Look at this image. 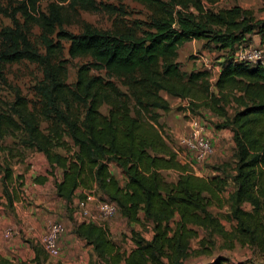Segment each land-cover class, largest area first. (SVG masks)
<instances>
[{
  "label": "trees",
  "instance_id": "trees-1",
  "mask_svg": "<svg viewBox=\"0 0 264 264\" xmlns=\"http://www.w3.org/2000/svg\"><path fill=\"white\" fill-rule=\"evenodd\" d=\"M48 1L46 14L40 4ZM137 1L151 12L147 30L137 23L114 30L85 24L79 34L64 29L69 23L65 9L98 11L102 4L96 0H9L11 12L0 9L13 23L0 31V80L6 83L7 65L23 60L40 66L44 76L36 87L38 105L15 90L14 101L0 112V140L21 134L23 147L45 157L49 174L56 177V195L73 215L76 200L96 193L99 200L116 203L128 222L146 220L152 226L150 240L134 233V246L123 250L108 228L74 222L72 233L92 246L101 264H187L192 256L212 255L208 250L215 241L207 237L214 235L223 239L225 250L239 245L264 255V67L235 60L251 36L264 34V22L238 5L219 11L205 7L204 1L218 0ZM31 25L42 29L44 52L29 38ZM192 40L223 52L215 86L225 102L232 99L238 108L229 118L214 98L213 110L233 132L237 162L231 182L220 167L213 175H197L179 160L161 130L162 115L172 111L166 96L208 97L210 73L185 76L177 62L179 49ZM61 41L70 43L71 58L92 59L78 69L73 85L60 57ZM112 166L125 176L123 183ZM169 171L177 174L175 181L167 179ZM3 173V195L12 207L23 184L12 166L5 165ZM48 178L33 181L45 185ZM225 204L230 231L210 210ZM194 239H200L196 250ZM35 249L39 258L44 252ZM227 260L219 256L212 264Z\"/></svg>",
  "mask_w": 264,
  "mask_h": 264
},
{
  "label": "rangeland",
  "instance_id": "rangeland-1",
  "mask_svg": "<svg viewBox=\"0 0 264 264\" xmlns=\"http://www.w3.org/2000/svg\"><path fill=\"white\" fill-rule=\"evenodd\" d=\"M96 1L98 4H102V7L98 11L89 12L80 8L65 9L64 13L69 15V23L64 26V29L73 34H79L85 24H91L93 27L100 30H114L117 27L132 26L135 23L139 24L142 27V30H147L150 25L151 12L137 0ZM49 3V1L42 2L40 4V10L47 14ZM204 4L207 9H212L214 11L238 5L244 9L253 11L255 18L258 21L264 22V0H218L215 4L208 1H204ZM104 6H109L110 8L105 9ZM0 9L8 10L10 13L11 9L9 0H0ZM17 18L22 25L24 19L19 14L17 15ZM6 27H13L12 20L4 13H1L0 31ZM28 31L29 38L33 45H35L40 51L44 52L45 48L41 40L42 29L38 25H31ZM52 38L57 42L58 39L56 38V34H54ZM259 42L264 44V34L251 36L250 42H246V45H257ZM61 44L63 46V51L60 57L62 60L66 61L68 83L73 85L77 79L78 69L85 64L91 63L92 59L89 57L71 58L69 55L70 43L68 41H61ZM223 60V52L217 50L212 43L204 40H192L185 43L179 49L177 62L180 64L181 70L185 76H188L193 72H209L207 70L208 65L217 70V68H221L220 64ZM93 74L106 77L103 71H93ZM216 76L217 71L214 74L210 73L211 80ZM4 77L6 83L0 80V112L5 111L8 105L14 101L15 90H19L32 105H38L39 98L36 93V87L44 77L43 70L40 66L26 60L12 63L6 66ZM214 82L215 81L209 82L210 88L208 91V97L204 99H195V105H191L189 109L184 107L183 100L169 98L172 105V111L166 114L162 113L161 130L171 147L178 153L179 160L183 162L187 157V152L184 150V146L180 143L179 136L188 134L190 117H200L204 126H206L208 135L212 138L215 151L204 164H200L196 167L197 170H194V168H192V170H194L199 176H208L213 175L215 170L220 167L222 168V171L226 172V176L229 182H231V175L234 173L237 162L233 132L230 128L223 127L226 123L221 120L222 116L213 110V107L216 104L214 98H218L221 101L218 108L224 107L229 118L235 114L238 107L232 99H229V103L224 101ZM121 89L125 90L122 86ZM103 112L107 113V109L103 108ZM44 127L45 125L43 124L42 128ZM21 139L22 135L16 134L0 140V194L2 193L1 179L4 174L3 170L5 165L12 166L15 175L23 173V178L24 175L33 172L31 181L37 177H47L48 175L49 181L45 185H41L42 187L40 188L42 191L41 195L45 200L40 206H44L43 210L45 213H43V215L46 217V225H44V230L39 234L38 238L41 239L45 235L47 226L50 222L63 223L67 229L65 230L66 234L70 236L72 234L73 224L77 219L71 212L66 210L64 213L65 210L62 208L60 209L57 206L60 203L62 204V201H60L55 195L54 188L56 177L49 174V166L45 157L32 149L23 147ZM111 169L116 177H118L123 183L125 176L122 172L115 166H112ZM165 175L170 181H175L177 177V174L173 171L166 172ZM33 182L37 185L35 181ZM231 186L232 184H228L229 188H231ZM92 196H95L98 199L96 193L94 195L92 194ZM226 196H228V194ZM77 202L78 201L76 200L74 206L75 211L77 210ZM46 203L53 204V209H50L51 207H45ZM2 206V203H0V207ZM247 209H250V207L247 206ZM210 210L222 221L227 230L230 231L232 229L231 223L228 219V205L225 204L223 208L213 206ZM68 221L71 222L72 227H70ZM103 226L108 228L109 234L115 244L121 246L123 250H131L134 246L132 241V236H136L134 233L142 235L148 240H150L153 235L152 226L146 220L141 223H130L123 218L119 212L113 218L104 221ZM205 235L206 234L202 232L201 238H204ZM207 239L215 241V246L211 247L210 245L212 243L208 246V249L211 247L208 252H211L212 255H202L200 257L192 256V258L187 261V264H212L219 256L228 259L226 264H264V255L256 250L254 251L248 247H241L239 245L233 250H225L223 248L224 241L220 236H208ZM199 241L200 239H194L192 241L191 246L193 250L199 248ZM83 248H85V244L80 242L77 250L79 251ZM43 256L45 258V256L48 255L43 253ZM48 259H51L52 262H54L53 264H60L58 259H52L49 256Z\"/></svg>",
  "mask_w": 264,
  "mask_h": 264
},
{
  "label": "crops",
  "instance_id": "crops-1",
  "mask_svg": "<svg viewBox=\"0 0 264 264\" xmlns=\"http://www.w3.org/2000/svg\"><path fill=\"white\" fill-rule=\"evenodd\" d=\"M166 98L169 100L167 96ZM184 100L185 99H183V102ZM184 136H179V141ZM32 175L33 172L24 175L23 178V173L16 174L17 178L21 177L19 183L23 184V186L20 189L21 193L18 194V198L14 200L12 207L8 205L7 199L3 195V189L0 194V203L3 205L0 207V260L7 262V264H35L38 259H40L41 264L54 263L51 259H48L49 255L42 248L40 239L38 238L39 234L44 230V225H46V217L43 215V213H45L43 210L44 206H40L45 200L41 195L42 191L40 189L43 185L34 184V182L31 181ZM54 191L56 195V188H54ZM59 200L62 201V204L60 203L57 206L60 209H64L65 213L66 204L63 200ZM45 207H51L50 209H53V204L46 203ZM68 224L72 227L71 222L68 221ZM8 228L16 230L14 237L11 239H6L3 236L4 231ZM80 242L85 244L84 241L78 239L73 233L69 236L65 231L60 240V256L56 258L49 257L58 259L60 264L99 263L97 262L98 259L96 258L92 246L85 244V248L79 251L77 250ZM36 247L42 249L48 256L44 258L42 253L38 258Z\"/></svg>",
  "mask_w": 264,
  "mask_h": 264
},
{
  "label": "built area",
  "instance_id": "built-area-1",
  "mask_svg": "<svg viewBox=\"0 0 264 264\" xmlns=\"http://www.w3.org/2000/svg\"><path fill=\"white\" fill-rule=\"evenodd\" d=\"M235 60L238 62H248L264 67V44L257 45H241L235 52ZM209 73H216L215 78L210 81H215L219 76L221 68H212L207 66ZM190 98L184 100V107L189 109L194 103ZM187 152V157L183 163L189 165L191 168L200 164H204L214 154V144L212 138L206 131L200 117L192 116L189 122L188 134L180 140ZM94 195V194H93ZM78 201V200H77ZM77 210L74 213L75 218L79 222L93 223L103 226L104 221L113 218L119 212L118 206L114 202L103 201L97 199L92 194H87V197L77 202ZM16 233L15 229L8 228L4 231L3 236L6 239H11ZM65 233V227L60 222H50L47 226L45 235L40 239V243L44 251L51 257L56 258L60 256V239Z\"/></svg>",
  "mask_w": 264,
  "mask_h": 264
}]
</instances>
